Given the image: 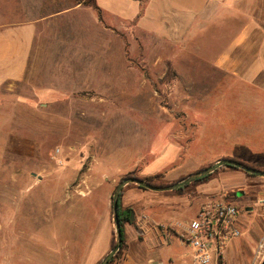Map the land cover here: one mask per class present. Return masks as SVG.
Segmentation results:
<instances>
[{"label":"rangeland","instance_id":"374dc122","mask_svg":"<svg viewBox=\"0 0 264 264\" xmlns=\"http://www.w3.org/2000/svg\"><path fill=\"white\" fill-rule=\"evenodd\" d=\"M77 2L46 0L44 20L52 23L40 41L46 53L40 77L0 90V264H16L23 249H32L29 242L37 241L42 225H52L50 220L105 219L104 188L98 187L113 185L112 198L130 173L140 177L143 170L157 171L173 183L222 158L264 171V31L258 32V48H240V56L251 62L240 64V71L215 63L230 55L223 43L235 33L228 26L241 28L254 20L264 29V12L223 15L217 31L199 33L178 46L165 36L142 32L135 20L123 23L101 13L93 0ZM115 2L131 17L139 9L138 3ZM16 4L0 0V22L18 16ZM180 4L195 7L193 0ZM67 6L76 10L57 17L50 13L51 7ZM206 22L196 19L195 31ZM248 68L249 80L242 72ZM230 136L242 140L231 145L237 146L231 157L205 158L209 147L226 150ZM220 175L224 180L217 187L209 181L207 187L167 195L186 205L163 219H192L196 201L235 195L232 200L247 213L240 219L242 236L226 253L227 264H260L264 213L256 199L247 204L237 200L242 191L251 193L250 186H264V178L242 171ZM230 177L238 178L233 182ZM94 188L95 204H80ZM208 188L224 190L209 195ZM154 195L152 208L166 196ZM140 214L150 218L148 209ZM184 249L176 245L153 256L162 262L181 258L172 264L189 258L193 264Z\"/></svg>","mask_w":264,"mask_h":264},{"label":"crops","instance_id":"0c3cea01","mask_svg":"<svg viewBox=\"0 0 264 264\" xmlns=\"http://www.w3.org/2000/svg\"><path fill=\"white\" fill-rule=\"evenodd\" d=\"M106 1L109 4L105 0H93L101 13L123 23L135 20L140 23L138 26L142 32L165 36L172 45L178 44V46L189 44L199 33L217 31V27H222L221 17L223 15L234 14L238 16L242 14L250 17L264 12V0H193L194 8L181 5V0H141L140 2L126 0L128 3L134 2L139 5V9L131 17L127 15V11L120 3H116L115 0ZM16 2V5L20 7L17 9L19 10L18 16L0 22V90L8 85L28 83L40 77L43 56L46 54L44 47L40 46V41L46 39V25L52 23H46L47 20H44L47 11L46 0H16ZM80 4L81 2H77L76 6ZM50 9L51 15L55 17L58 14L76 10L69 6L65 9H57V7H54V10L53 7ZM190 13L191 16L188 15ZM211 16L216 18L214 24H212L214 20H211L214 17ZM198 18L207 22L201 27V31L196 32L194 25L198 24L194 21ZM253 21L247 22L241 28L236 25L228 26V31L235 33L228 35L223 43L229 49L230 55L226 56V60H223L221 56L215 61L216 64L227 63L226 68L233 73L240 71V64L251 63L249 59L245 60L242 55L240 56L239 50L245 46L249 49L252 45L253 48H258L255 43L258 42L257 39L262 37L258 32L264 31V29ZM255 55L254 58L257 57L258 59L259 53ZM248 70L249 68L242 72H246L244 78L249 80L251 77L247 76ZM59 75L61 74H58V77ZM227 140L229 141L225 143L228 144L226 150H224L225 148L217 150L209 147L205 158L231 157L233 152L237 151V146L234 148L231 145H238V143H242V140L238 139L237 136L234 140L231 139V136ZM156 172L143 170L139 176L149 177ZM223 178L220 175L208 184L211 187H217L224 180ZM231 178L233 182H236L238 177ZM112 186L108 184L98 187V189L104 188L105 219H55L54 224L50 220L49 223L53 226L42 225L40 237L36 242L34 240L29 242V245L32 246L31 250L23 249L19 253L16 264H98L109 253L111 239L114 235L112 219H110ZM98 189L94 188L90 194L81 200L80 204L85 202L91 206L95 204V191ZM220 189L215 188L210 191L208 188L209 191L205 189V192L210 193L209 195L212 193L219 194L221 190H224ZM251 190L254 189L251 188ZM162 197L164 199L161 200ZM162 197L158 200V206L152 208L155 206H151V201L157 198L153 192L132 188L122 194L121 207L130 209L135 214L132 220L130 219L129 222L123 224L125 248L121 256L112 264H172L181 258L175 257L174 260L168 259L167 262H162L156 260L154 256L158 258L163 249H170L176 245L184 247L188 253L187 257L193 261V251L182 243L176 228L178 224L186 223L190 219L169 221L163 219L169 214L176 215L177 212L182 211L186 205L185 201L179 198L175 199L173 196ZM233 197L235 199V195ZM253 197H251V202L244 197L241 200H236L242 204H247L254 203L253 201L256 199L255 205L260 212L264 213V204L261 203L264 201V189H257ZM206 199L208 200V198ZM196 202L199 207L205 201ZM187 203L189 204L188 201ZM80 204L77 205L80 206ZM192 205L189 206L192 207ZM198 207L195 208V212ZM236 207L240 229V219H245L247 209L244 207L240 210L237 204ZM144 209L149 210L150 218L140 214ZM52 229L54 233H52ZM177 264H190L189 258Z\"/></svg>","mask_w":264,"mask_h":264},{"label":"built area","instance_id":"2783aa9c","mask_svg":"<svg viewBox=\"0 0 264 264\" xmlns=\"http://www.w3.org/2000/svg\"><path fill=\"white\" fill-rule=\"evenodd\" d=\"M232 199L229 195L208 199L192 219L176 227L182 243L193 251V264H227L226 253L242 236Z\"/></svg>","mask_w":264,"mask_h":264},{"label":"water","instance_id":"95a60500","mask_svg":"<svg viewBox=\"0 0 264 264\" xmlns=\"http://www.w3.org/2000/svg\"><path fill=\"white\" fill-rule=\"evenodd\" d=\"M224 165H229L232 167H235L245 173H248L250 175H255V176H259L264 178V171L249 167L243 163L234 161V160H229V159H220L218 161H216L215 163H213L212 165H210L209 167H206L204 169H201L195 173H192L190 175H188L187 177L181 179L180 181L170 184L168 186H164V187H154L149 185L148 183L138 179V178H126L121 180L115 187V190L112 194V198H111V211H112V223H113V230H114V237H115V246L113 249H111L109 251V253L98 263V264H107L108 261L118 252V250L120 249V245H121V229H120V223L118 220V215H117V204H118V198L119 195L122 191V189L129 185V184H134L138 187H142L147 189L150 192L153 193H163V192H169V191H173L175 189H179L185 185L191 184L194 181L207 176L211 173H213L214 171H216L217 169H219L221 166ZM132 220V214H131V218ZM260 264H264V259H262Z\"/></svg>","mask_w":264,"mask_h":264},{"label":"trees","instance_id":"16d2710c","mask_svg":"<svg viewBox=\"0 0 264 264\" xmlns=\"http://www.w3.org/2000/svg\"><path fill=\"white\" fill-rule=\"evenodd\" d=\"M77 1H78V3H80L79 0H77ZM135 1L140 2L141 0H135ZM222 159L234 160V161L243 163V164H245V165H247L249 167H252L249 164H247L246 162H241V161L236 160V159H233V158H222ZM210 165H212V164H210ZM210 165H208V164L202 165L197 171H199L201 169H204L206 167H209ZM252 168H254V167H252ZM255 169H258V168H255ZM258 170H260V169H258ZM230 171H241V170H239V169H237L235 167L229 166V165H224V166H221L216 171H214L213 173H211V174H209L207 176H204V177H202V178L194 181L191 184L185 185V186H183V187H181L179 189H175V190L170 191V192H163L161 194H164V195L167 196V195H172L174 193L184 192V191H186L188 189L195 188V187H197L199 185H204V184L208 183L209 181H212V180L216 179L217 178V175H219L221 173H225V172H230ZM244 174H246L247 176L255 177V175H250V174L245 173V172H244ZM126 178H138V179H140V180H142V181H144V182H146L149 185L154 186V187H164V186H168L170 184L176 183V182L170 183V182L165 181L163 179V174H161V173H157V174L152 175V176H149V177H137L135 174L130 173L126 177H124L123 179H126ZM132 188L140 189L142 191H148L147 189L142 188V187H138V186H136L134 184H129V185L125 186L122 189V191H121V193L119 195L118 204H117V208H118L117 209V215H118V220H119L120 229H121V245H120V249L118 250V252L108 261L107 264H112L116 259H118L121 256V254H122V252H123V250L125 248L124 235H123V224L125 222H129L130 221L131 214H132V210H130V209H123L121 207V198H122V194L126 190L132 189ZM148 192H150V191H148ZM115 244H116L115 237L113 235L112 236V239H111V243H110V250L114 248Z\"/></svg>","mask_w":264,"mask_h":264},{"label":"flooded vegetation","instance_id":"af4514ba","mask_svg":"<svg viewBox=\"0 0 264 264\" xmlns=\"http://www.w3.org/2000/svg\"><path fill=\"white\" fill-rule=\"evenodd\" d=\"M251 188H253L254 190H252V192L251 193H249V192H243L242 191V198L244 197V196H246V198H248L250 201L249 202H251L252 201V199H251V197H253V195H254V193L257 191V189H262V188H264V186H262V185H254V186H251ZM253 193V194H252ZM254 198V197H253Z\"/></svg>","mask_w":264,"mask_h":264}]
</instances>
